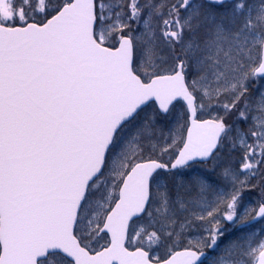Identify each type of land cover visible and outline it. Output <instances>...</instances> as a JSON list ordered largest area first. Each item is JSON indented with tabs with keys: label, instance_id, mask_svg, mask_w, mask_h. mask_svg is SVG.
Returning <instances> with one entry per match:
<instances>
[{
	"label": "snow or ice",
	"instance_id": "1",
	"mask_svg": "<svg viewBox=\"0 0 264 264\" xmlns=\"http://www.w3.org/2000/svg\"><path fill=\"white\" fill-rule=\"evenodd\" d=\"M0 264H264V0H0Z\"/></svg>",
	"mask_w": 264,
	"mask_h": 264
}]
</instances>
